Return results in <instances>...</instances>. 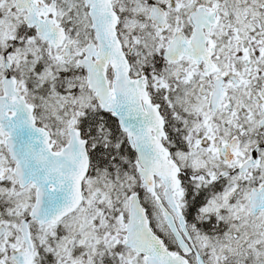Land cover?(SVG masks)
I'll use <instances>...</instances> for the list:
<instances>
[{"label": "snow or ice", "instance_id": "obj_1", "mask_svg": "<svg viewBox=\"0 0 264 264\" xmlns=\"http://www.w3.org/2000/svg\"><path fill=\"white\" fill-rule=\"evenodd\" d=\"M0 264H264V0H0Z\"/></svg>", "mask_w": 264, "mask_h": 264}]
</instances>
